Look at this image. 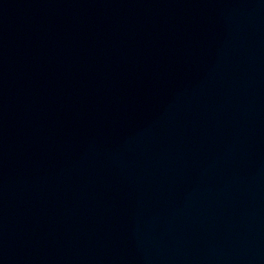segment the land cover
<instances>
[{
	"label": "water",
	"instance_id": "95a60500",
	"mask_svg": "<svg viewBox=\"0 0 264 264\" xmlns=\"http://www.w3.org/2000/svg\"><path fill=\"white\" fill-rule=\"evenodd\" d=\"M116 264H264V0H149Z\"/></svg>",
	"mask_w": 264,
	"mask_h": 264
}]
</instances>
